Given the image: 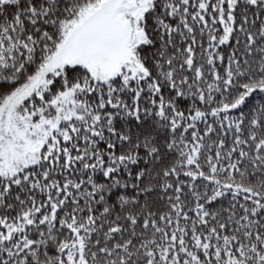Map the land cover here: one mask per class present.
<instances>
[{"label": "snow or ice", "instance_id": "6c2138e0", "mask_svg": "<svg viewBox=\"0 0 264 264\" xmlns=\"http://www.w3.org/2000/svg\"><path fill=\"white\" fill-rule=\"evenodd\" d=\"M0 264H264V0H0Z\"/></svg>", "mask_w": 264, "mask_h": 264}]
</instances>
